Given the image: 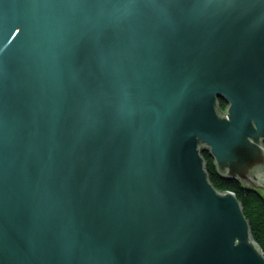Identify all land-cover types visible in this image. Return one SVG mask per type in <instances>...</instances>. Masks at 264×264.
Masks as SVG:
<instances>
[{"label":"water","instance_id":"obj_1","mask_svg":"<svg viewBox=\"0 0 264 264\" xmlns=\"http://www.w3.org/2000/svg\"><path fill=\"white\" fill-rule=\"evenodd\" d=\"M204 152L264 190V0H0V264H264Z\"/></svg>","mask_w":264,"mask_h":264},{"label":"trees","instance_id":"obj_2","mask_svg":"<svg viewBox=\"0 0 264 264\" xmlns=\"http://www.w3.org/2000/svg\"><path fill=\"white\" fill-rule=\"evenodd\" d=\"M226 107L224 102H221ZM206 171L212 185L221 192L235 194L241 203L244 215L251 228L252 237L264 254V190H249L244 188L240 182L223 178L218 172L215 161L209 153L203 155Z\"/></svg>","mask_w":264,"mask_h":264},{"label":"bare ground","instance_id":"obj_3","mask_svg":"<svg viewBox=\"0 0 264 264\" xmlns=\"http://www.w3.org/2000/svg\"><path fill=\"white\" fill-rule=\"evenodd\" d=\"M221 102H223V101H219L218 102L219 103L220 110H222V112L225 113L226 107H228L229 105L226 104V107H223L222 104H221ZM204 153L202 154V157H203ZM207 153H209V152H207Z\"/></svg>","mask_w":264,"mask_h":264}]
</instances>
